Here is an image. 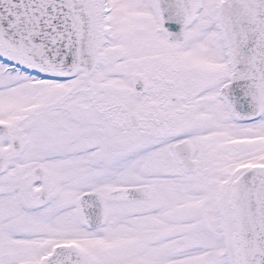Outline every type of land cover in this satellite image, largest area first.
<instances>
[{
	"label": "snow or ice",
	"instance_id": "obj_1",
	"mask_svg": "<svg viewBox=\"0 0 264 264\" xmlns=\"http://www.w3.org/2000/svg\"><path fill=\"white\" fill-rule=\"evenodd\" d=\"M0 264H264V0H0Z\"/></svg>",
	"mask_w": 264,
	"mask_h": 264
}]
</instances>
